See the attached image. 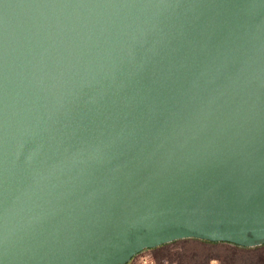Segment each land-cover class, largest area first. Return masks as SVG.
<instances>
[{
    "label": "water",
    "instance_id": "water-1",
    "mask_svg": "<svg viewBox=\"0 0 264 264\" xmlns=\"http://www.w3.org/2000/svg\"><path fill=\"white\" fill-rule=\"evenodd\" d=\"M264 243V0H0V264Z\"/></svg>",
    "mask_w": 264,
    "mask_h": 264
},
{
    "label": "rangeland",
    "instance_id": "rangeland-1",
    "mask_svg": "<svg viewBox=\"0 0 264 264\" xmlns=\"http://www.w3.org/2000/svg\"><path fill=\"white\" fill-rule=\"evenodd\" d=\"M264 253V247L261 248ZM231 249L225 244H210L198 239L187 238L168 242L155 250H144L127 264H140V256L151 254L161 263L168 261L170 264H225ZM236 256L247 255L243 250H235ZM231 264H256L249 261H237ZM264 264V263H261Z\"/></svg>",
    "mask_w": 264,
    "mask_h": 264
},
{
    "label": "trees",
    "instance_id": "trees-1",
    "mask_svg": "<svg viewBox=\"0 0 264 264\" xmlns=\"http://www.w3.org/2000/svg\"><path fill=\"white\" fill-rule=\"evenodd\" d=\"M185 239H187V238H185ZM193 239H198V238H193ZM198 240L208 242L210 244H225V245L229 246V248L231 249V252H230L229 258L224 262L225 264H231L233 262L242 261V260H243V262L249 261L250 263H256V264L264 263V253L261 251V248L264 247V243L261 245H258V246L245 247V246L235 245L232 243L222 242V241H209V240H203V239H198ZM163 245L164 244L153 247V248L144 249V250H152L153 251V250H155V249H157ZM235 250H243L244 252H246L247 255H244L241 257L239 255L236 256V252L234 253ZM143 251L133 255L129 261H132L133 259H135ZM149 255H151V254L149 253ZM151 256L155 259L156 264H162L158 258L154 257L153 255H151ZM125 264H127V263H125Z\"/></svg>",
    "mask_w": 264,
    "mask_h": 264
},
{
    "label": "built area",
    "instance_id": "built-area-1",
    "mask_svg": "<svg viewBox=\"0 0 264 264\" xmlns=\"http://www.w3.org/2000/svg\"><path fill=\"white\" fill-rule=\"evenodd\" d=\"M140 264H156L155 259L149 255L144 254L143 256H140ZM162 264H170L168 261H164Z\"/></svg>",
    "mask_w": 264,
    "mask_h": 264
}]
</instances>
